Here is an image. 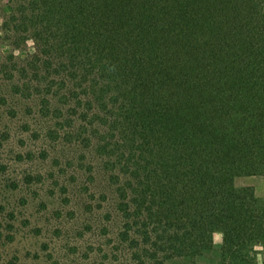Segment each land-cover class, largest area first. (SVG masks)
<instances>
[{
  "label": "trees",
  "instance_id": "obj_1",
  "mask_svg": "<svg viewBox=\"0 0 264 264\" xmlns=\"http://www.w3.org/2000/svg\"><path fill=\"white\" fill-rule=\"evenodd\" d=\"M2 23L22 58L0 62V105L19 93L22 128L69 147L87 230L115 224L130 264L193 260L221 232L247 263L264 215L236 180L264 175V0H20Z\"/></svg>",
  "mask_w": 264,
  "mask_h": 264
},
{
  "label": "rangeland",
  "instance_id": "obj_2",
  "mask_svg": "<svg viewBox=\"0 0 264 264\" xmlns=\"http://www.w3.org/2000/svg\"><path fill=\"white\" fill-rule=\"evenodd\" d=\"M18 1L0 0V62L8 61L12 53L22 58V47L14 49L2 31L10 6ZM26 48L33 52L34 43L29 40ZM0 92L9 93L2 86ZM14 96L0 105V264H130L128 253L117 248L115 224L103 233L101 222L95 220L92 230H87L85 190L70 183L68 174L73 170L62 166L69 147L58 140L57 145L46 141L45 129L32 116L28 115L29 130L22 128L27 118H22V95ZM78 174L86 182L84 171L79 169ZM236 185L253 190L264 215V175L240 177ZM223 237L215 233L209 249L193 260L174 259L167 264H231L223 255ZM248 244L250 259L244 264H264V237Z\"/></svg>",
  "mask_w": 264,
  "mask_h": 264
}]
</instances>
